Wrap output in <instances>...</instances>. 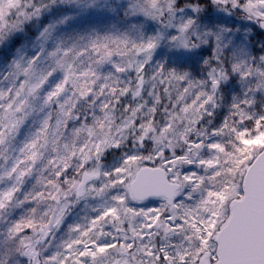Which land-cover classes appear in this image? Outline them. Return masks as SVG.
<instances>
[{"label": "snow or ice", "instance_id": "6c2138e0", "mask_svg": "<svg viewBox=\"0 0 264 264\" xmlns=\"http://www.w3.org/2000/svg\"><path fill=\"white\" fill-rule=\"evenodd\" d=\"M0 264H264V0H0Z\"/></svg>", "mask_w": 264, "mask_h": 264}]
</instances>
